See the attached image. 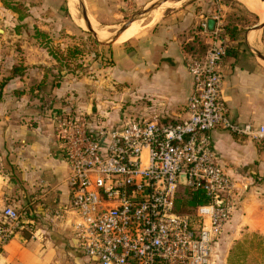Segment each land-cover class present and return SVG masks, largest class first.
<instances>
[{"label": "crops", "instance_id": "0c3cea01", "mask_svg": "<svg viewBox=\"0 0 264 264\" xmlns=\"http://www.w3.org/2000/svg\"><path fill=\"white\" fill-rule=\"evenodd\" d=\"M149 1L141 0L142 4ZM88 2L89 8H93V0ZM112 2L103 0L106 12L111 11L108 6ZM164 9H158L161 11L158 19ZM184 14L183 10H174L159 22L157 19L151 25L145 23L140 33L127 41L110 45L114 62L106 68L104 80L62 73L56 82V77H61L55 68L56 61L50 60L40 44L24 41L22 57H17L14 40L4 41L5 37H12L9 34L14 29L3 30L0 84L6 83L0 88V215L7 206L28 207L33 200L38 203L34 205L36 212L31 213L32 230L18 233L7 245L0 264H100L77 246L69 223L57 222L50 214L56 205L69 203L70 190L66 181L68 165L55 138L53 111L49 106L54 103L53 108L85 111L92 122L93 114L100 118L107 113V125H120L132 118L121 116L123 100L129 94L141 107L150 102L167 122L182 121L193 90V78L185 66L190 56L185 47L195 37L188 29L199 20L190 22L183 19ZM225 15L220 9L208 17L207 30L196 29L193 33L207 35L217 27L224 31L221 24ZM245 34L237 40L225 36L229 45L222 64L224 96L235 121L259 126L264 125V61L247 51ZM16 65L26 67L24 75L6 80ZM53 81L57 85L52 88ZM99 95H106V101L96 102ZM104 107L106 113L100 112ZM212 140L228 174L237 182L240 198L237 210L243 203L249 208L260 187L264 192V140L223 129L214 130Z\"/></svg>", "mask_w": 264, "mask_h": 264}, {"label": "built area", "instance_id": "2783aa9c", "mask_svg": "<svg viewBox=\"0 0 264 264\" xmlns=\"http://www.w3.org/2000/svg\"><path fill=\"white\" fill-rule=\"evenodd\" d=\"M222 31L209 32L213 41L203 57L186 58L193 90L182 121L140 117L107 125L104 115L92 122L85 111L63 107L53 112L55 138L68 165L70 201L50 214L69 223L89 258L100 264H213V248L240 198L212 133L223 129L264 140V125L231 117L222 70L228 40ZM184 187L203 190L209 200L191 216L176 209ZM36 203L3 209L0 258L18 233L32 230Z\"/></svg>", "mask_w": 264, "mask_h": 264}, {"label": "rangeland", "instance_id": "374dc122", "mask_svg": "<svg viewBox=\"0 0 264 264\" xmlns=\"http://www.w3.org/2000/svg\"><path fill=\"white\" fill-rule=\"evenodd\" d=\"M69 1L0 0V35H4V29H14L15 33L12 31V34H9L12 37H5L4 41L6 43V39L9 38L8 42L11 43L14 40L15 51L19 52L17 57H22L21 45L24 41L40 44L39 47L48 52L50 60L56 61L55 68L59 69L58 76H61L59 78H62V73H66L71 76L83 74L91 76L92 79L104 80L106 79V68L114 62L112 49L109 46L123 42H121L122 40L111 43L98 41L95 33L88 29L83 20V8L80 0H76L75 4ZM112 1V4L108 6L111 11L106 12V4L103 3V0H93V8L91 9L88 0H86L92 27L101 38L113 35L134 15L160 0H151L144 4L141 0ZM167 4L169 6L163 10L157 21L159 22L164 15H168L174 10H183L185 13L183 19L190 22L198 18L197 23L192 22L189 25L188 32L194 35L195 39L192 42H197V46L203 55L210 48L213 36L208 33L197 36L193 32L196 29L204 28L208 17L215 15L220 9L225 11L224 17L227 19V21L225 19L222 22L223 27L227 23L229 25L236 22L240 23L241 35L239 38L244 36L248 28L263 21L259 15L250 11L240 0H170L166 2ZM249 11L256 16L250 15ZM97 13L100 14L99 17L95 16ZM150 19L149 17L145 21L138 22L144 25ZM155 25L148 30L153 29ZM259 31L261 35L258 37L259 33L254 34L252 42L256 45L255 48L264 53V28ZM220 35L226 36L224 31ZM228 45L229 42L227 41V49ZM243 47L245 48V45ZM247 51L258 58L249 49ZM104 90L106 91V88ZM95 101H106V95H99ZM123 105L121 112L123 119L124 117H159L161 121L167 122V118L157 113L150 102L141 107L133 96L128 94L123 100ZM94 107H96V103ZM103 110L100 112L106 113V107ZM95 111L96 108L93 113ZM93 116H95L93 121L98 119L97 114H93ZM106 116H108L107 113ZM106 116L104 115L102 119L106 120ZM260 188L262 189V187ZM260 190L249 208H246V204L243 203L242 208L232 216L213 248V264H264V225H262L264 222V192Z\"/></svg>", "mask_w": 264, "mask_h": 264}, {"label": "trees", "instance_id": "16d2710c", "mask_svg": "<svg viewBox=\"0 0 264 264\" xmlns=\"http://www.w3.org/2000/svg\"><path fill=\"white\" fill-rule=\"evenodd\" d=\"M250 15L256 16L254 13L249 11ZM227 21V19H226ZM240 23L236 22L233 25H225L224 27V34H228L232 40H237L240 35L241 27ZM189 44V43H188ZM186 45V51L189 53L190 56H196V57H203L204 55L201 54L199 47L197 46V42H191L189 45ZM26 70V67L23 66H14L11 69V75L6 78V80H10L14 78L15 76H22L24 75ZM59 79L56 77L55 81L57 82ZM53 81L52 82V88L57 85V83ZM6 81H2L0 84V88H2L5 85ZM40 98L43 101V96H40ZM44 102V101H43ZM53 102V101H52ZM54 103H51L49 106V110L51 109L53 112L57 110L58 108H53ZM53 112L51 116H53ZM209 200L206 198L205 193L203 190L199 191H190L188 188H181L179 195L176 199V209L177 211L182 215H193V211L195 207H197L200 204L207 203Z\"/></svg>", "mask_w": 264, "mask_h": 264}, {"label": "water", "instance_id": "95a60500", "mask_svg": "<svg viewBox=\"0 0 264 264\" xmlns=\"http://www.w3.org/2000/svg\"><path fill=\"white\" fill-rule=\"evenodd\" d=\"M170 0H160L158 2L153 3L151 6L144 8L142 11H140L139 13H137L136 15H134L128 22L124 23L120 29H118L113 35H111L109 38L107 39H101L98 36V33H96V31L94 30V28L92 27L91 21H90V16L88 13V6H86V0H80L81 2V6L83 8V20L86 24V26L88 27V29L90 31H92L93 33H95V36L97 38L98 41L102 42V43H111V42H115L117 41V39L135 22L138 20H141L143 18H146L148 14H150L152 11H154L156 8H158L159 6H161L163 3H166ZM262 2H264V0H261ZM264 28V21H261L257 24H255L254 26L250 27L247 29L246 34H245V41H246V45L249 49L250 52H252L253 54H255L258 58L264 60V53H262L261 51H259L257 48H255L251 42H250V34L252 32H256L259 31L261 29ZM180 181L181 183L185 184L186 183V176L182 175L180 177Z\"/></svg>", "mask_w": 264, "mask_h": 264}, {"label": "bare ground", "instance_id": "6f19581e", "mask_svg": "<svg viewBox=\"0 0 264 264\" xmlns=\"http://www.w3.org/2000/svg\"><path fill=\"white\" fill-rule=\"evenodd\" d=\"M78 1V0H77ZM242 1L247 7L249 10H251L252 12L256 13L257 15H259L263 21H264V2H262L261 0H240ZM69 2H73L72 4H75L76 0H70ZM71 5V4H70ZM73 6V5H72ZM75 6V5H74ZM164 8H167L166 6V3H163L161 6H159L158 8H156L154 11H152L150 14L147 15V17H149L153 12V14L150 16V20L148 21V23L151 25L152 23H154L157 19H158V16L160 14V10L158 9H164ZM158 10V11H156ZM74 11V10H73ZM263 16V17H262ZM146 18H143L141 20H138V21H145ZM92 20V19H91ZM94 21V20H93ZM138 21H135L118 39L121 41H124V40H128L129 38L131 37H134L136 34H139L140 33V30L142 29L143 27V24L138 22ZM94 23V22H92ZM95 24V23H94ZM258 31L256 32H252L250 34V42L253 46H256L253 44L252 42V37L254 34H256ZM99 36V35H98ZM260 36V34L258 35V37ZM100 37V36H99ZM110 37V36H109ZM109 37H106V38H101V39H107ZM117 39V41H118ZM126 40V41H127ZM259 46V45H258ZM264 63V62H263Z\"/></svg>", "mask_w": 264, "mask_h": 264}]
</instances>
